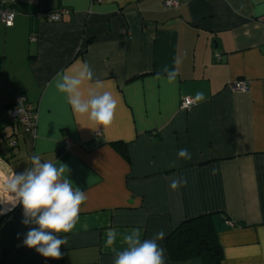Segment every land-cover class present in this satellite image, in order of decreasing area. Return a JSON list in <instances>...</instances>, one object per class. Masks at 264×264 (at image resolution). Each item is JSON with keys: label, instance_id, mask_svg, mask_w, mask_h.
<instances>
[{"label": "crops", "instance_id": "0c3cea01", "mask_svg": "<svg viewBox=\"0 0 264 264\" xmlns=\"http://www.w3.org/2000/svg\"><path fill=\"white\" fill-rule=\"evenodd\" d=\"M163 1L16 0L13 26L0 22L1 167L22 173L39 154L66 165L87 195L75 228L59 234L68 239L60 259L24 245L35 225L22 223L17 204L0 223V264H113L109 229L122 250L134 228L142 239L166 236L201 214L212 217L221 264H264V0H179L169 9ZM58 8L69 14L35 17ZM81 62L118 100L107 126L75 114L53 83ZM165 67L178 73L175 83ZM236 80L248 90L232 89ZM197 92L206 99L183 109ZM18 94L36 112L35 138L6 120ZM180 149L191 159L178 158ZM173 178L187 183L173 190ZM158 243L165 264H203L171 260Z\"/></svg>", "mask_w": 264, "mask_h": 264}, {"label": "clouds", "instance_id": "9594fccd", "mask_svg": "<svg viewBox=\"0 0 264 264\" xmlns=\"http://www.w3.org/2000/svg\"><path fill=\"white\" fill-rule=\"evenodd\" d=\"M247 34V33H246ZM179 63V60H177ZM169 83H175L178 73L164 68ZM93 71L86 62H81L69 70L57 73L53 78L56 89L65 95L72 111L86 118L96 126L112 123L118 105L112 91L104 89L100 81H93ZM206 99L203 92H197L189 103H198ZM178 158L191 159L187 149H180ZM31 167L22 173H14L0 183L8 194L7 202L14 208L23 207L22 223L35 225L26 233L23 243L45 258L60 259L62 245L68 244L67 237L60 233L71 232L79 219L81 206L87 200L85 191L74 187L68 178V168L60 163L42 162L39 154L30 158ZM182 178L171 179L170 187L176 190L186 184ZM117 231L109 229L106 233L105 247L114 253L113 264H165V250L158 241L165 236L163 230L152 238L142 239L140 229L134 228L123 236L126 245L122 250L113 247L117 240Z\"/></svg>", "mask_w": 264, "mask_h": 264}, {"label": "trees", "instance_id": "16d2710c", "mask_svg": "<svg viewBox=\"0 0 264 264\" xmlns=\"http://www.w3.org/2000/svg\"><path fill=\"white\" fill-rule=\"evenodd\" d=\"M112 145L121 155H126L122 142H113ZM12 211L3 214L0 223ZM163 242L171 260L186 261L199 257L203 264H221L222 249L210 214L184 219L163 238Z\"/></svg>", "mask_w": 264, "mask_h": 264}, {"label": "built area", "instance_id": "2783aa9c", "mask_svg": "<svg viewBox=\"0 0 264 264\" xmlns=\"http://www.w3.org/2000/svg\"><path fill=\"white\" fill-rule=\"evenodd\" d=\"M15 1L16 0H0V22L5 27H11L14 24L16 12L13 8V4ZM179 3V0H164L162 2V7L165 9L178 8ZM67 14H69L68 9L58 8L54 11L37 12L35 14V17L49 21H59L62 19L63 16ZM30 39L35 40V37L30 36ZM231 88L234 90L246 91L248 90V82L246 80H236L232 82ZM191 99L193 98L184 97L182 99L181 107L183 109H187L190 106L194 105L195 102L189 103ZM6 120L13 125H19L24 131L28 132L33 138H35L37 127V115L35 110L28 103L26 97L23 94H18L11 100L8 108L6 109ZM7 142L9 148L13 149L17 146V140L15 138V135L9 136ZM63 143L64 148L67 149L69 146V140L64 139ZM228 223L232 224L230 221Z\"/></svg>", "mask_w": 264, "mask_h": 264}, {"label": "rangeland", "instance_id": "374dc122", "mask_svg": "<svg viewBox=\"0 0 264 264\" xmlns=\"http://www.w3.org/2000/svg\"><path fill=\"white\" fill-rule=\"evenodd\" d=\"M0 171H2L3 173V174L2 173L0 174L2 175L0 177V182L2 183L4 180H6L11 175V173L7 171L6 169H4L3 167H0ZM5 194L6 193L3 191V189H0V199H3Z\"/></svg>", "mask_w": 264, "mask_h": 264}, {"label": "bare ground", "instance_id": "6f19581e", "mask_svg": "<svg viewBox=\"0 0 264 264\" xmlns=\"http://www.w3.org/2000/svg\"><path fill=\"white\" fill-rule=\"evenodd\" d=\"M0 167H1V165H0ZM2 173V171H0V174ZM3 174V173H2ZM2 175H0V177H1ZM3 179V178H2ZM1 183V182H0ZM0 189H2V187H0ZM3 200H5L6 202H7V200H8V194L6 193L5 195H4V198H3ZM6 202H0V204H1V211L2 212H7L8 210H10L11 208H12V205L10 204V203H6Z\"/></svg>", "mask_w": 264, "mask_h": 264}, {"label": "water", "instance_id": "95a60500", "mask_svg": "<svg viewBox=\"0 0 264 264\" xmlns=\"http://www.w3.org/2000/svg\"><path fill=\"white\" fill-rule=\"evenodd\" d=\"M6 212H2L1 211V204H0V217L3 215V214H5Z\"/></svg>", "mask_w": 264, "mask_h": 264}]
</instances>
